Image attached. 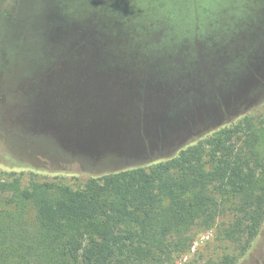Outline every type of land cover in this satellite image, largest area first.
I'll return each mask as SVG.
<instances>
[{"label": "trees", "instance_id": "16d2710c", "mask_svg": "<svg viewBox=\"0 0 264 264\" xmlns=\"http://www.w3.org/2000/svg\"><path fill=\"white\" fill-rule=\"evenodd\" d=\"M45 6L36 75L68 83L49 99L52 137L12 152L87 179L0 180V264H172L190 228L223 216L221 238L247 254L264 226V0ZM24 11L0 38L11 57L33 35Z\"/></svg>", "mask_w": 264, "mask_h": 264}, {"label": "rangeland", "instance_id": "374dc122", "mask_svg": "<svg viewBox=\"0 0 264 264\" xmlns=\"http://www.w3.org/2000/svg\"><path fill=\"white\" fill-rule=\"evenodd\" d=\"M48 2L49 0H0V38L2 37L3 41L2 33L5 30L6 39L17 37L16 27L11 20L14 17H20L23 9L27 11L26 15L30 17V23L32 21L33 24V30L31 29L33 35L28 39V48L18 47L20 50L13 57L2 50V42H0V180L5 182L18 180L21 187L27 186L30 180L72 185L83 183L87 179L84 174L65 175L55 172L45 161H40L43 160L40 157L36 159L39 162H27L28 166L34 168H20L21 158L13 154L15 151V153L28 155L36 153L38 148H41L37 141L32 143L26 135L40 136L45 139L52 137L55 126L53 121L58 114L57 110L59 112V106L49 99L55 97L57 100L58 89H63L68 83L65 70L60 74L46 71L39 77L36 75L42 63L38 57V51L43 46L42 37L38 38L36 32L40 25L41 12ZM6 12L8 16L5 24V19L1 15ZM3 28L6 29L3 30ZM45 56H49L48 61L52 59L49 52ZM62 62H64L63 58ZM29 79L27 85L26 82ZM255 113L262 115L264 119V110H258ZM13 121L26 129L22 130L24 134L12 127ZM42 165L44 168H40ZM229 220V216H223L211 226L206 227L197 223L190 228L182 237L185 238L186 250L176 255L172 264H221L225 256H236V264H264V226L252 248L247 254L240 256L237 247L223 240L220 235V229Z\"/></svg>", "mask_w": 264, "mask_h": 264}]
</instances>
